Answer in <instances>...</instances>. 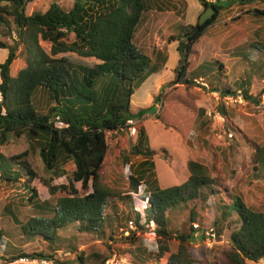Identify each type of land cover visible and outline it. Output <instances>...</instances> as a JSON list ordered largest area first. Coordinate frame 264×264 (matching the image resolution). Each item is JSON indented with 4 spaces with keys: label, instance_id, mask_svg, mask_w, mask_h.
Wrapping results in <instances>:
<instances>
[{
    "label": "trees",
    "instance_id": "16d2710c",
    "mask_svg": "<svg viewBox=\"0 0 264 264\" xmlns=\"http://www.w3.org/2000/svg\"><path fill=\"white\" fill-rule=\"evenodd\" d=\"M34 1L0 0V25L8 29L9 35L15 36L10 37L12 43L0 41V91L3 96L0 145H4L9 134L18 140L26 137L30 143L25 152L9 158L11 161L20 160L23 171L0 166L1 180L17 183L25 177L23 184L30 194L29 202L39 212L25 224H20L23 240H39L53 249L59 243H69L71 249L77 252L72 241L59 237L60 231L71 228L75 234H91L104 242L108 253L90 255L93 264H104L116 254L113 245L117 243L128 247L121 251L122 256H118L131 259L130 263L149 264L150 257H146L149 253L145 255L137 248L139 237L136 230L128 229L131 221L128 211L132 209L135 210L136 229L141 235L147 230V225L154 223L155 257L159 264H218L208 260L198 261L191 251L200 230L194 227L200 220L195 210L191 209L188 215L189 231L181 230L178 225V219L189 209V203L200 201L203 205L211 203L218 214L213 222L218 239L224 234L225 223L227 227L232 218L237 220L238 227L231 233L229 248L221 252L219 264L264 262V203L258 208L248 207L241 196L225 189L221 179L213 177L209 168L197 161L188 163L189 178L184 184L171 187L157 185L151 161L161 153L167 158V152L163 150L159 153L149 147L143 126L147 110L134 112L131 99L150 76L163 70L168 60L166 55L159 62H152L135 44L143 14L154 8L162 11L164 6L157 5V1L162 0H71L69 9L61 6V0H52L48 10L28 14V6ZM199 1L206 9L215 7L218 13L206 24L185 25L179 37L169 38V43L178 42L180 57L175 79L171 83L176 86H198L197 79L203 80L204 73L211 71L207 66L212 63L205 62L195 68L193 60H199L200 43L208 30L218 24L220 13L230 12L234 6L258 3L255 0ZM246 12L264 22V9L255 8ZM70 35L74 37L73 41L69 40ZM41 41L51 44L50 54L43 49ZM254 45L264 49V43ZM73 54L93 59L96 63L75 65L70 58ZM20 55L25 57L26 67L12 76L13 61ZM59 55L65 56L55 58ZM219 66L220 70L224 69L223 64L219 63ZM262 76L264 79V71ZM246 85L241 91L243 100L259 106L264 82L256 96L250 95V85ZM38 88L48 90L53 100L54 106L47 115H38L34 108L32 98ZM213 90L217 94L216 88ZM238 92L231 88L225 90L221 93L223 101ZM227 109L221 106L218 112L229 117ZM200 112L202 115L205 113L203 110ZM56 117H60L68 127L56 128L53 122ZM128 120L138 124L137 143L131 149L135 156L143 160L136 170L147 167L143 170L147 175H133L130 186L137 193L142 185L152 184L146 187L145 195H140V199L121 196L100 181V171L109 154V136L125 131ZM163 124L169 128L168 124ZM45 137L47 140L44 142ZM253 148V177L264 180V145L253 144ZM29 155L37 161L36 171L28 164ZM0 156L6 157L2 153ZM69 165H73L71 174L66 170ZM12 172L14 176L10 174ZM65 177L67 184L54 183L56 179ZM35 180H39L54 199L40 201L36 189L32 187ZM77 185H81L85 195L80 194ZM60 193L63 196L56 197ZM224 195L228 197V202ZM113 199L122 201L126 211H120ZM146 202L150 205V214L145 210V224H141V216L136 210ZM16 222L19 223L18 220ZM121 229L129 231L130 236L123 237ZM119 234L121 237L118 239ZM71 237L73 240L77 238L74 235ZM199 238L205 239L204 234H200ZM1 240L0 234V243ZM20 257L55 261L53 256L43 252L25 254L10 243L5 245L0 261L12 263ZM86 258L84 252L77 254L74 264H85ZM55 263L59 264V261Z\"/></svg>",
    "mask_w": 264,
    "mask_h": 264
},
{
    "label": "rangeland",
    "instance_id": "374dc122",
    "mask_svg": "<svg viewBox=\"0 0 264 264\" xmlns=\"http://www.w3.org/2000/svg\"><path fill=\"white\" fill-rule=\"evenodd\" d=\"M208 2H214V0H208ZM51 3L52 0H35L28 6V14L44 12L48 10ZM60 4L65 9L72 6L71 0H61ZM158 4L165 8L162 6V11L154 8L143 14V19L135 35V44L152 62H159L161 57L168 55L167 58L172 59L171 68H169V70L172 69V80L164 81L160 91L153 93L152 106L149 103L145 106L142 105L143 101L148 96L150 97L151 86H147V89L143 91H140L142 88L139 89L136 93V104L133 106V111L136 113L141 112L142 109L147 110L143 126L149 139V147L159 153L163 150L167 152V158H165V154L161 153L153 157L151 161L154 164L152 170L156 174L157 185L171 187L184 184L189 178L188 163L197 161L207 166L213 177H219L225 189L233 195L241 196L248 207L258 208L264 203V180H257L253 177L255 167L253 144L264 145V108L261 105L254 106L249 102L232 105L223 101L221 93L229 88L241 92L243 91L242 87L249 83L250 93H252L250 95L256 96L263 88L264 49L254 44L264 43V22L263 19L248 14L246 11L255 8L264 9V4L234 6L230 12H221L218 24L207 32L205 39L203 38L199 48L197 47L200 58L197 61L193 60L195 68L205 62L212 63L207 66V69L211 71L207 74L204 73L205 71L203 72V80L197 79L199 82H206L209 89L203 88L201 84L189 87L171 84L176 76L175 70L179 62L177 56H180L172 46L168 49L171 44L168 41L169 38L179 37L181 29L185 25H196L206 8L200 4L199 0H168V2L162 0L159 3L157 1ZM12 36L15 37L14 34ZM12 36L9 35L6 27L0 25V41L12 43L10 39ZM69 40L73 41L74 37L70 35ZM40 44L50 54L51 44L44 41H41ZM63 56L65 55L55 58ZM70 58L71 63L75 65L96 63L93 59H83L74 54ZM13 62L11 74L16 76L20 70L26 67L25 57L20 55ZM219 63L223 64V70H220ZM213 88L218 91L217 95H213L216 93L212 92ZM52 101L50 92L43 88H38L33 94L32 102L38 115H47L50 108L54 106ZM181 101L187 105L182 104ZM221 106L229 108L227 109L229 117H225L219 112L224 120L215 117ZM201 110L205 112L204 115L200 112ZM163 122L168 124L169 128L165 127ZM137 125L136 122V129ZM230 134L233 135L232 138L229 137ZM46 140L47 137L43 139L44 142ZM136 143L137 135L132 137L128 129L117 135L109 136L110 149L100 171V181L102 185L111 188L121 196L140 199V195H145L146 187L152 184L142 185L138 188L137 193L130 186V178L133 175H147V172H143L147 167L139 169V171L136 170L137 165L143 160L142 157L135 156L132 152L131 146ZM29 145L26 137L18 140L14 135L9 134L4 145H0V153L6 156H0V166H7L19 172L23 171L20 160L11 161L9 158L25 152ZM36 162L34 156L29 155L28 164L35 171L37 170ZM66 170L71 174L73 165L67 166ZM10 174L14 176L15 173ZM67 181L65 177L56 179L54 183L61 185L67 184ZM24 182L25 177L17 183L0 181V234L2 237L0 255L7 243L18 247L25 254L43 252L51 255L55 261H59V264H74L77 254L82 252L88 258H86L85 264H93L90 255L108 253L103 241L91 234H75L71 228L60 231L59 237L72 241L77 252L71 249L69 243H66L67 245L59 243L53 249L48 248L46 243L39 240H23L20 224H25L29 218L39 213L38 209H35L29 202L30 194L25 188ZM77 186L80 194L85 195L86 192L83 191L81 185ZM32 187L36 189L40 201L54 199L39 180H35ZM62 196L60 193L56 197ZM223 198L228 202L229 199L226 195ZM112 202L119 207L120 211H126L122 201L113 199ZM206 203L207 205H203L200 201L189 203V209L181 214L178 225L181 230L189 231L188 215L191 209L195 210L199 214L200 220L194 227L198 228L199 226L200 230L196 234L197 240L192 243L191 251L198 261L208 260L219 264L222 257L220 254L229 248L231 233L238 227V224L235 217L229 221L227 227L225 223L224 234L218 239L213 225L218 214L211 203ZM145 210L150 214V205L147 202L136 210L141 216V224H145ZM128 212L131 221L136 225L135 210L131 209ZM17 220L19 223L16 222ZM146 229L143 235L136 229V235L139 237L137 248L143 250L145 255L149 253V256H146L150 257L148 258L149 264H159L160 261L155 257L157 254L154 238L155 227L149 230L146 226ZM125 232L126 229L120 230L123 237L130 236V232L129 235H126ZM120 234L118 239L121 237ZM200 234H204L205 239L199 238ZM212 234L215 236L213 237ZM73 235L77 236L74 240L71 237ZM113 248L116 256H122L121 251L128 249L127 246L119 243L114 244ZM145 255L141 256L145 257ZM121 256L118 257L125 258ZM133 262L135 264V261ZM0 263L4 264L5 262L0 261ZM250 264L255 263L250 262ZM259 264H264V262Z\"/></svg>",
    "mask_w": 264,
    "mask_h": 264
},
{
    "label": "built area",
    "instance_id": "2783aa9c",
    "mask_svg": "<svg viewBox=\"0 0 264 264\" xmlns=\"http://www.w3.org/2000/svg\"><path fill=\"white\" fill-rule=\"evenodd\" d=\"M258 3H263L264 4V0H255ZM197 83L201 84L204 88L209 89V85L207 83H204L203 81H196ZM237 95H230L228 97H226L224 99L225 102L230 103V104H237V103H243L245 102L243 100L242 94L241 92L236 93ZM3 102V96L2 93L0 91V105ZM260 105L264 108V93L261 95V100H260ZM216 118L224 120V118L221 116V114L218 112L216 113ZM54 125L56 128L58 129H63V128H67L68 125H66V123H63L60 119V117H56L53 119ZM127 129L130 132V135L132 137H135L137 135V129H136V121L134 120H128L127 122ZM230 138L233 137L232 134L229 135ZM0 181H1V169H0ZM198 226V225H197ZM130 231H135L136 230V225L134 224L133 221L129 222V226H128ZM147 228H149V230L154 228V223L151 222L149 225H147ZM199 228V226H198ZM196 228V229H198ZM126 235H129V231H127L125 233ZM197 236V235H196ZM212 236L214 237L215 235L212 234ZM1 264V263H0ZM5 264H56L55 261L53 260H48V259H44V258H30V257H20L17 260H15L12 263H5ZM104 264H131L130 261L126 258H120L118 257V255H114L112 257H110L109 259H107L105 261Z\"/></svg>",
    "mask_w": 264,
    "mask_h": 264
},
{
    "label": "crops",
    "instance_id": "0c3cea01",
    "mask_svg": "<svg viewBox=\"0 0 264 264\" xmlns=\"http://www.w3.org/2000/svg\"><path fill=\"white\" fill-rule=\"evenodd\" d=\"M226 13V12H224ZM211 29V28H210ZM209 29V30H210ZM208 30V31H209ZM218 38V37H217ZM205 39V38H204ZM205 41V40H204ZM203 41V43H204ZM172 46L173 49H175L177 51V46H178V42H172L171 44H169V47L168 49ZM179 59V57L177 56V60ZM171 60H167V63L165 64L163 70L158 73V74H154L152 76H150L146 82L141 86L142 90L140 91H143L144 89H147L146 87L148 86H151V91H150V97L148 96V98L145 99V101H143L144 103L142 105H148V103L151 105L152 104V101H153V93L154 92H157V91H160L161 87H162V84L165 82H167L168 80H172L171 76H172V69L169 70L170 67V63H171ZM170 71V72H169ZM167 80V81H166ZM242 87V86H241ZM140 88V89H141ZM138 92V91H137ZM136 92V93H137ZM136 93L132 96V100H131V103H132V106H134V104H136ZM213 95H217V94H213ZM152 106V105H151ZM150 106V107H151ZM250 264V263H249Z\"/></svg>",
    "mask_w": 264,
    "mask_h": 264
},
{
    "label": "water",
    "instance_id": "95a60500",
    "mask_svg": "<svg viewBox=\"0 0 264 264\" xmlns=\"http://www.w3.org/2000/svg\"><path fill=\"white\" fill-rule=\"evenodd\" d=\"M218 13L217 9L215 7H209L205 9V11L202 13L198 20L199 25L206 24L209 20L214 19L215 15Z\"/></svg>",
    "mask_w": 264,
    "mask_h": 264
}]
</instances>
